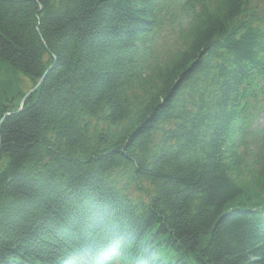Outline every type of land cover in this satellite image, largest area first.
I'll use <instances>...</instances> for the list:
<instances>
[{
    "label": "trees",
    "instance_id": "trees-1",
    "mask_svg": "<svg viewBox=\"0 0 264 264\" xmlns=\"http://www.w3.org/2000/svg\"><path fill=\"white\" fill-rule=\"evenodd\" d=\"M253 1L0 0V264H264Z\"/></svg>",
    "mask_w": 264,
    "mask_h": 264
},
{
    "label": "rangeland",
    "instance_id": "rangeland-1",
    "mask_svg": "<svg viewBox=\"0 0 264 264\" xmlns=\"http://www.w3.org/2000/svg\"><path fill=\"white\" fill-rule=\"evenodd\" d=\"M259 2L261 1L254 0L252 2V5L255 6ZM262 11L264 12V10ZM163 35L165 36L164 37L165 41H167L168 43H172V36L170 35L169 31H165ZM33 88H34L33 82L28 77L24 76L22 73L18 72L15 74L14 72L8 70L0 71V90L2 93L5 91L7 96L8 95L13 96L14 94H16L18 90L27 93ZM1 100H4V98H2ZM5 102L12 103L13 101L7 100ZM21 103H23V100L20 102V104Z\"/></svg>",
    "mask_w": 264,
    "mask_h": 264
},
{
    "label": "water",
    "instance_id": "water-1",
    "mask_svg": "<svg viewBox=\"0 0 264 264\" xmlns=\"http://www.w3.org/2000/svg\"><path fill=\"white\" fill-rule=\"evenodd\" d=\"M43 81V78H41L35 85H34V88L32 89V90H30V91H28L27 92V94L25 95V98L30 94V93H32L34 90H36L37 88H38V86L41 84V82ZM24 98V99H25ZM24 99H23V101H24ZM21 105H22V103H21Z\"/></svg>",
    "mask_w": 264,
    "mask_h": 264
},
{
    "label": "bare ground",
    "instance_id": "bare-ground-1",
    "mask_svg": "<svg viewBox=\"0 0 264 264\" xmlns=\"http://www.w3.org/2000/svg\"><path fill=\"white\" fill-rule=\"evenodd\" d=\"M26 94H27V93H26ZM26 94H25V95H26ZM24 98H25V97H24Z\"/></svg>",
    "mask_w": 264,
    "mask_h": 264
}]
</instances>
